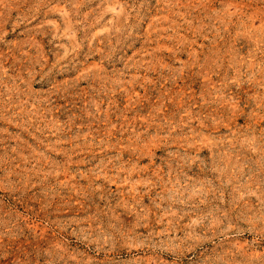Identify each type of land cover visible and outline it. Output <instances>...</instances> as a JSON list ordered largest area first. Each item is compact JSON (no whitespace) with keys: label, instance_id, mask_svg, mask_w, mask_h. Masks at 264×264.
Segmentation results:
<instances>
[{"label":"rangeland","instance_id":"obj_1","mask_svg":"<svg viewBox=\"0 0 264 264\" xmlns=\"http://www.w3.org/2000/svg\"><path fill=\"white\" fill-rule=\"evenodd\" d=\"M0 264H264V0H0Z\"/></svg>","mask_w":264,"mask_h":264}]
</instances>
